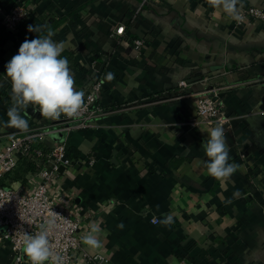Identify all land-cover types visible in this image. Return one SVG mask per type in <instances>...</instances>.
Instances as JSON below:
<instances>
[{
  "label": "crops",
  "instance_id": "crops-1",
  "mask_svg": "<svg viewBox=\"0 0 264 264\" xmlns=\"http://www.w3.org/2000/svg\"><path fill=\"white\" fill-rule=\"evenodd\" d=\"M17 1L36 10L17 34L0 26V140L23 131L5 125L11 101L1 95L11 92L5 66L25 39L51 29L52 39L64 44L61 55L75 88L87 79L103 84L99 101L109 114L98 126L48 139H66L70 153L79 152V162L55 186L65 206L82 216L81 237L93 223L101 230L99 247L83 244L109 264H178L183 258L190 264H264V24H239L209 0L0 5L8 9ZM259 4L264 0H239L237 14ZM30 25L43 31L29 37ZM120 25L123 35L115 33ZM137 38L145 41L140 49ZM185 78L191 85L179 87ZM210 88L219 89L234 116L224 130L228 162L238 168L226 180L208 174L201 147L215 127L188 125L196 115L195 94ZM21 115L29 126L63 117L46 119L31 105ZM169 214L173 222L163 225ZM14 260L10 243L0 241V264Z\"/></svg>",
  "mask_w": 264,
  "mask_h": 264
},
{
  "label": "built area",
  "instance_id": "built-area-1",
  "mask_svg": "<svg viewBox=\"0 0 264 264\" xmlns=\"http://www.w3.org/2000/svg\"><path fill=\"white\" fill-rule=\"evenodd\" d=\"M35 6L22 1L15 2L6 9L0 5V26L17 34L20 25L30 20L35 13ZM244 17L239 24L258 22L264 24V6L253 5L238 12ZM116 34L123 35L125 26H117ZM143 38L134 40V46L140 49L144 45ZM207 77L203 79L206 84ZM86 80V79H85ZM192 81L182 79L179 87L187 88ZM84 110L78 118L63 117L54 124H43L37 121L27 131L4 135L0 140V241H8L15 255L14 264H31L24 255L23 241L25 234L34 235L41 225L55 217V226L51 229L49 241L55 254L64 259V264H76L79 260L89 264H109V259L98 252H91L83 244L81 232L83 218L70 210L62 202L61 193L55 185L57 180L70 173L78 159L69 153L67 141L50 142L54 135L67 138L74 130L96 128L100 119L109 114L100 103L103 84L99 79H87L82 87ZM217 88L205 89L196 95V115L188 120V125L196 127L200 124L228 129L234 119L218 95ZM43 145H46L45 148ZM36 159L39 170L28 177L29 185L23 188L7 186V174L18 165L21 158ZM94 160H91L93 162ZM65 197V195H63ZM17 257H23L17 260ZM45 264H51L46 261ZM178 264H190L183 258Z\"/></svg>",
  "mask_w": 264,
  "mask_h": 264
},
{
  "label": "clouds",
  "instance_id": "clouds-1",
  "mask_svg": "<svg viewBox=\"0 0 264 264\" xmlns=\"http://www.w3.org/2000/svg\"><path fill=\"white\" fill-rule=\"evenodd\" d=\"M212 6H223L224 11L242 22L244 17L237 14L236 5L239 0H209ZM29 32L41 33L43 26L30 25ZM54 33L47 30L46 35H37L35 39H25L20 45L18 53L6 64V77L11 81V106L7 110L6 126L27 131L29 124L21 113L30 105L38 107L40 114L46 119L56 120L61 115L69 118H78L84 110V91L75 88L74 75L69 67V60L62 56L63 42H55ZM111 81L114 73L109 72L105 77ZM206 157L205 163L208 174L218 180H226L238 168V165L229 163V150L226 142L225 130L215 127L208 133V139L201 144ZM234 195L238 196L237 191ZM45 221L34 235L25 234L23 253L31 264H64V259L55 254L49 241L51 229L55 226V217ZM170 226L172 216L166 215L160 221ZM123 228V224L118 225ZM96 223L90 226L88 234L82 237L83 243L91 247H99L100 240L96 234L100 232ZM23 257H17L21 260Z\"/></svg>",
  "mask_w": 264,
  "mask_h": 264
},
{
  "label": "trees",
  "instance_id": "trees-1",
  "mask_svg": "<svg viewBox=\"0 0 264 264\" xmlns=\"http://www.w3.org/2000/svg\"><path fill=\"white\" fill-rule=\"evenodd\" d=\"M24 24L25 23H22L20 25L19 31H20V29H22V27H23ZM24 30L26 31V29H24ZM21 32H22V30H21ZM27 32H28V35L30 37L31 32H29L28 30H27ZM10 93L11 92L3 91L1 96L3 98H5L7 101H11L10 100ZM43 146L45 148H47L46 145H43ZM71 152L75 156H73L70 153V150H69L70 155L73 158H75V159L77 158L78 159V157H77L78 154H79L78 150H76L74 148L73 149L71 148ZM37 161L38 160H36V159L33 160L32 158H25V157L21 158L20 161H19V163H18V165H17V167L11 173L7 174L6 179H5V182H7L6 183L7 186L11 185L14 182H26L27 179H28V177L31 174H33V173H35V172H37L39 170V168L37 166Z\"/></svg>",
  "mask_w": 264,
  "mask_h": 264
}]
</instances>
